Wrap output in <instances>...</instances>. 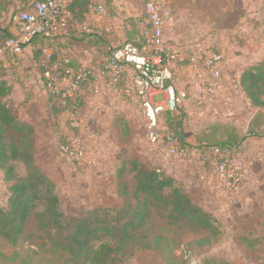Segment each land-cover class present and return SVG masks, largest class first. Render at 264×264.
Returning <instances> with one entry per match:
<instances>
[{
	"label": "rangeland",
	"instance_id": "obj_1",
	"mask_svg": "<svg viewBox=\"0 0 264 264\" xmlns=\"http://www.w3.org/2000/svg\"><path fill=\"white\" fill-rule=\"evenodd\" d=\"M161 1L171 7L175 17L173 29L165 34V40L175 43L172 38L176 37L183 43H204L217 49L229 64L226 78L231 80L236 72L231 61L234 42L238 45L245 42L239 39V33L246 34L249 30L253 37V32L264 33V0ZM14 6L12 10L0 13V28L9 26V14L14 11ZM105 6L103 18L86 12L81 25L79 23L65 38L52 42L33 41L24 48L21 56L10 61L9 67L0 72V78L12 87L8 102L13 106L15 116L34 128V158L39 168L55 183L61 211L74 220L98 207L117 208L120 199L116 192V170L126 160L138 159L176 177L211 213L220 228L219 240L206 247L195 244L202 234L177 233L174 254L179 259L178 264H264V148L261 132L256 133L254 143L245 142L238 147L246 172L239 185L228 190L213 179L210 160L199 151L188 149L186 153L172 157L166 152L165 142L150 144L141 110L135 98L126 94L124 88L113 89L94 76L79 119L52 113L40 73L42 57L39 48H46L57 61L65 58L77 68H88L96 74L107 52L106 45L117 47L128 32L138 34L148 29L146 16L137 0H105ZM88 34L97 38L98 46L87 43ZM216 99L218 102L214 100L213 103L197 99L199 104L196 106L212 108L221 103L232 111L234 99L236 104L244 102L236 88L224 96L218 92ZM178 109L183 116L185 140L193 143L192 137L198 129L193 128L189 111L183 109L181 103ZM220 120L208 121L205 127L221 125L224 121ZM74 123L78 127L71 130ZM159 125L164 134L173 132V126H164L162 121ZM70 136L75 141L72 152L60 146L65 137ZM16 169L18 178H23L24 167L16 164ZM126 182L133 185L131 175L126 176ZM7 186L0 172V206L7 200ZM157 222L164 230L168 229ZM37 236L30 218L15 247L0 242V264H20L17 260H7L15 254L31 260L32 264H64L62 257L40 249ZM125 264L169 263L155 252L140 250Z\"/></svg>",
	"mask_w": 264,
	"mask_h": 264
},
{
	"label": "trees",
	"instance_id": "obj_2",
	"mask_svg": "<svg viewBox=\"0 0 264 264\" xmlns=\"http://www.w3.org/2000/svg\"><path fill=\"white\" fill-rule=\"evenodd\" d=\"M30 1L0 0V13L12 10L11 7L15 4L18 5L14 6L10 16L19 11H30ZM88 5V0H72L67 7L70 18L60 35L35 37L29 45L35 40L52 42L65 38L79 23L81 25L83 15L88 12ZM147 30L127 41H135L137 37L142 41ZM9 37L7 29L0 28V46ZM86 41L90 46H98L97 38L93 39L89 34ZM106 47L108 49L104 58L109 53V46ZM43 49L39 48L38 53L42 57L40 73L45 86L43 75L46 71L63 75L69 68L78 69L70 60L64 58L57 61L52 54L47 60L42 53ZM2 70L4 69H0V72ZM92 82L93 79L88 78L78 91L65 99L48 93L52 113L67 114L79 119L85 109ZM238 84L250 106L264 108V60L245 67L240 73ZM11 93V85L0 78V172L8 185L7 200L0 206V242L15 247L30 218L41 242L40 249L50 255L62 257L64 264H125L140 250L155 252L167 263L178 264L179 259L174 254L177 233L202 234L195 241L198 247H206L219 240L221 231L216 219L193 198L189 190L165 169L151 167L138 159L126 160L116 170V192L120 199L117 208L98 207L74 220L69 219L60 209L55 183L35 161L34 128L29 122L15 116L13 106L8 102ZM160 121L164 126H173V132L164 134L159 125L164 139L169 137L175 140L180 149H196L207 160L213 159L212 148L237 152L245 139L230 137L195 148L185 140L183 116L179 110L174 113L162 112L159 123ZM70 129L73 130L74 127L71 126ZM71 140V136L65 137L60 146L69 147ZM16 164L24 167L23 178H18ZM127 175L132 177V186L126 182ZM156 219L168 229L160 227ZM7 260L32 264L31 260H26L19 254Z\"/></svg>",
	"mask_w": 264,
	"mask_h": 264
},
{
	"label": "built area",
	"instance_id": "obj_3",
	"mask_svg": "<svg viewBox=\"0 0 264 264\" xmlns=\"http://www.w3.org/2000/svg\"><path fill=\"white\" fill-rule=\"evenodd\" d=\"M88 12L97 18L106 14L105 0H88ZM149 29L143 40L124 41L109 48L108 55L96 74L88 68H69L63 75L46 71L47 93L62 99L69 98L81 85L94 76L102 84L113 89L124 88L132 95L141 110L147 141L152 145L165 142L167 154L180 156L186 149L176 146V141L164 139L159 129L162 112L178 110L182 96L176 93L175 80L181 67H187L199 83L206 102L215 100L223 89V56L218 50L204 47L187 48L165 40V34L174 26L175 17L171 7L161 0H140ZM72 0H31L30 11H19L10 16L13 29L10 37L0 46V69L9 67L10 61L21 56L24 48L35 37L49 38L60 35L70 18L67 9ZM85 29V28H84ZM86 32L88 30L85 29ZM48 60L49 51L42 50ZM67 62V61H66ZM78 127L77 123L72 124ZM74 140L66 150L74 151ZM212 177L220 186L232 190L241 182L246 164L238 152L228 149H211Z\"/></svg>",
	"mask_w": 264,
	"mask_h": 264
},
{
	"label": "crops",
	"instance_id": "obj_4",
	"mask_svg": "<svg viewBox=\"0 0 264 264\" xmlns=\"http://www.w3.org/2000/svg\"><path fill=\"white\" fill-rule=\"evenodd\" d=\"M137 1L141 6V1ZM97 26L99 27V24H97L96 27ZM6 29L9 35L13 33V29L10 25L7 26ZM172 29L173 27L171 30ZM250 34L251 33L249 30L246 34L239 33V39L245 42H241L240 45L234 42V58L231 60L234 65V70L236 71L234 73V80L226 78L227 68L230 69V67L228 66V62H225L224 55L221 53L223 56V89L220 92L224 96L228 94L229 90L236 88L240 93V96L244 99L242 104L239 102L236 104L235 101L237 100L234 99V109L232 111L226 109L225 107L227 106H223L221 103L217 104V106L214 104V107L212 108H205L202 106L197 107L196 105L199 104L197 99L202 98L206 103L205 96L198 86L199 81L193 77L192 73L187 67L180 68L174 84L176 93L182 96L181 105L183 109L186 108V111H189V121L191 120L190 122L193 124V128H195V131L196 128L198 129L196 135L192 137L194 140L193 143L186 140L188 144L191 143V147H196L205 143H211L213 141H223L230 137L245 138L243 143H254L253 139L257 137L256 133L261 132L262 135L260 136V139L263 141L261 144L264 148V108L258 109L250 106L249 101L244 97V94L240 90L238 84L240 73L245 67L264 60V33L262 31H257L256 33L253 32L255 35L254 37ZM136 36V33L130 31L127 33L126 39L124 41L129 39L132 40ZM136 39L138 40L139 37ZM172 39L175 42L174 44L185 46L187 48H209L208 45L204 43L191 44L190 42L183 43L176 37ZM109 48L113 47L109 46ZM217 100L218 99L215 98V102ZM183 109L182 111L186 113V111ZM218 119H221L224 122H222L221 125L217 123L210 126L209 128L205 127L208 121ZM195 152H197L196 149Z\"/></svg>",
	"mask_w": 264,
	"mask_h": 264
}]
</instances>
